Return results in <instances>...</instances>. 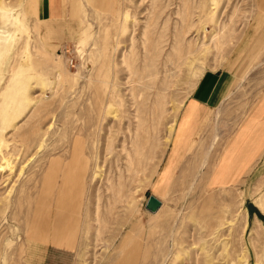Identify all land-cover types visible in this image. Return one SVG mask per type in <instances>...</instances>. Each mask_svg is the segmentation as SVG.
Returning a JSON list of instances; mask_svg holds the SVG:
<instances>
[{"label":"rangeland","instance_id":"374dc122","mask_svg":"<svg viewBox=\"0 0 264 264\" xmlns=\"http://www.w3.org/2000/svg\"><path fill=\"white\" fill-rule=\"evenodd\" d=\"M0 264H264V0H0Z\"/></svg>","mask_w":264,"mask_h":264},{"label":"crops","instance_id":"0c3cea01","mask_svg":"<svg viewBox=\"0 0 264 264\" xmlns=\"http://www.w3.org/2000/svg\"><path fill=\"white\" fill-rule=\"evenodd\" d=\"M230 85H232V80L229 76L228 79L223 78L219 80V82L216 78L212 79L211 76L208 77L206 81L202 83L199 91L186 102L181 112L180 120L182 119V116L185 112H189V116L195 117V121L198 120V122H201L207 115H210V113L216 111V109L219 110L225 95V91ZM194 114L198 116H194ZM195 136L196 135H194V137ZM260 153L261 152L257 153L254 158L257 155L259 156Z\"/></svg>","mask_w":264,"mask_h":264},{"label":"bare ground","instance_id":"6f19581e","mask_svg":"<svg viewBox=\"0 0 264 264\" xmlns=\"http://www.w3.org/2000/svg\"><path fill=\"white\" fill-rule=\"evenodd\" d=\"M78 161H80L79 157L75 156L72 165L70 164L71 166H69V168L67 169V172H66L65 177H64L65 180H64L63 186H62V188H61V190L59 192V196H58V203H63L64 204V208H66V210L70 214L69 218H67V216L63 217V219H64V226L63 227H65V231H64L65 234L68 231L66 229L68 226L70 227L75 221L78 222V217H79L78 215H79V213L81 211L80 205H81V202H82L81 200H82V194H83V183H82L81 180H82L83 175H84V173H83L84 169L76 170L77 166H79V168H80V162H78ZM82 164H83V162H82ZM83 168H84V166H83ZM157 213H155V215ZM74 226H76V225H74ZM71 230H74V228H72ZM73 239L71 238V242H70V246L69 247L73 246V242H74ZM29 243L32 244V242H29Z\"/></svg>","mask_w":264,"mask_h":264},{"label":"water","instance_id":"95a60500","mask_svg":"<svg viewBox=\"0 0 264 264\" xmlns=\"http://www.w3.org/2000/svg\"><path fill=\"white\" fill-rule=\"evenodd\" d=\"M162 205H163L162 201H160L155 196L151 195L147 202L146 209L151 213L155 214L161 209Z\"/></svg>","mask_w":264,"mask_h":264}]
</instances>
